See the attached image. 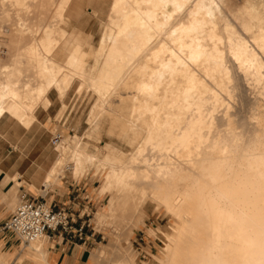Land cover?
Returning <instances> with one entry per match:
<instances>
[{
	"label": "bare ground",
	"instance_id": "obj_1",
	"mask_svg": "<svg viewBox=\"0 0 264 264\" xmlns=\"http://www.w3.org/2000/svg\"><path fill=\"white\" fill-rule=\"evenodd\" d=\"M93 1L0 0V44L9 49L7 64L0 57V121L7 116L28 130L36 99L47 108L49 90L61 99L75 79L86 78L96 91V110H106L103 102L120 87L133 89L120 115L129 141L119 136L131 154L106 144L99 157L79 148L81 141H61L42 186L63 170L76 179L96 167L104 172L97 194L107 200L95 224L129 214L135 226L146 199L175 221L158 264H264V0H96L102 7L95 8L102 14L108 4V13L99 20L97 47L86 52L81 32L62 26L73 25L76 9ZM60 43L66 72L55 61ZM237 90L239 105L226 103ZM46 241L21 244L23 258L51 264ZM117 264L135 263L124 256Z\"/></svg>",
	"mask_w": 264,
	"mask_h": 264
},
{
	"label": "rangeland",
	"instance_id": "obj_2",
	"mask_svg": "<svg viewBox=\"0 0 264 264\" xmlns=\"http://www.w3.org/2000/svg\"><path fill=\"white\" fill-rule=\"evenodd\" d=\"M96 5L102 7L100 5V2H97L96 0L92 2V5L90 4L87 6V4L85 3L84 5H82L83 7H80V9H76L75 15L72 16L74 21L73 25H71L70 27L62 26L63 29L68 32H71L73 30L74 31L77 30L78 32L77 31L76 32L78 34L81 32L80 35L82 34V37L84 38L83 45L85 44L84 46L82 45L83 47L82 49L86 52L89 51L90 48L95 49L97 47L98 40L100 38L103 28L99 20L102 19L101 21L102 23H104V21H106L105 19L108 13L107 11L108 10L107 7L109 6L108 4H105V8L102 14L99 11V9L95 8ZM95 10H97L96 14L93 12ZM97 15H99L100 17H98ZM85 37H87V39ZM21 43L24 45L23 41ZM18 44L17 45L15 44V46L19 49V47L22 44L20 45ZM1 45L3 44H0V52H1L0 57L3 60L4 59L3 54L7 52V50L9 49H8V45L5 44L3 46ZM37 45H39V42L32 43L30 44L29 47H34V46L37 47ZM60 45L62 46V44L60 43L59 47L55 51V53L57 54L55 61H57L59 65H63L62 69H64L65 58L64 55L61 54ZM51 46L56 48L58 46V43H52ZM86 59L87 60H85L86 61L85 64L87 65V69H89L93 63V57L89 56V58L86 57ZM3 61L2 63H4V65L6 62H9V61L5 62V60ZM62 71L66 72L68 70L67 68H65ZM3 75L4 74H2V76ZM84 79H81V81L80 79L79 80L75 79L71 83L69 90L66 92V94H64L65 96H62L63 98L61 99H59L58 94L54 89L49 90V92L47 93V98L48 100L50 99L49 101H52L54 103L53 106L56 105L58 106V108L56 107L57 109L56 111L52 109L48 113L45 111L41 113L42 110H47V108H44L46 104H44L45 102H43L44 101L43 99L41 100V98H37L34 103L36 104L35 116L37 117V120L33 122L30 131L26 132L22 127L16 124V122L10 117L6 116L5 118L2 119L0 123V171L3 173V176L4 175L11 176L15 172L13 177L11 178V180H14L13 181L14 185H17L16 180L18 178L20 180L25 181V182L22 181L24 182V184H22V188L17 189L15 191V196H13L11 199H7L5 203L3 202L4 206L7 208V211L9 213H13L19 204L18 198L19 195L21 194V191L26 192L28 195L39 196L47 204H50L54 200L53 196L55 191L65 188L67 184L68 185L78 184L79 186H82V188H86L84 192L88 194V197L90 199H92V202L90 201L91 204L90 207L86 206L84 208H81L82 210L81 214L83 216L81 222L82 223L84 222L85 224L83 234H87L91 236L93 240L92 242L93 244L89 249L90 264H117V262L121 260L124 256L126 257L129 256L130 258H132L135 264H158L159 262L157 261L156 258L158 257L162 258L161 250L164 247V242H165L164 234L168 235L171 232V227L175 225V221L170 216L164 214L163 211L154 210V205L152 204L151 206V203H149L147 199L141 202L143 203L142 206L143 216L142 219L139 220V224L135 226L130 225V218L127 217L129 216L128 214L127 216H123L118 222H115L114 224L112 221H109L111 220L109 218L108 221L105 220L104 222L97 225L92 219H94L96 213L101 212L102 211L101 209H103L106 206V200H107V197L99 196L97 194V190L103 180L104 172L102 170H97L95 169L96 167H93V169L90 168L88 172L76 177V179L73 178V176L71 175V171L63 170V173L65 174L61 175V178L64 176L62 179L60 178L61 180L59 179L56 183L51 184V186L47 188L46 187L35 188L36 190L30 188L26 183L25 178L22 177L21 173H18L28 168L27 164L21 165V163L29 161L28 159H25L26 157H28L29 151H32V149H34L35 147L36 148L40 147V149L44 151V155L50 158V160L53 163L57 156L56 153L57 145H59L61 141H66V140H67L66 143L70 145L72 144L78 145V143L81 141L80 142L81 144L79 143V148H83L84 146H85L84 148H86L87 146L86 150L89 149L88 152L90 150L94 152L95 150L93 149H96L97 151L100 152V153L97 152L98 156L100 155L99 157L105 155L106 152L103 150L104 149L103 146H105L106 144H110L115 147H118L119 150L125 153V155L131 154L132 147L130 148V145H127L130 143L125 142L126 139H127L126 141H129V139L127 138L129 134H127V137H125L126 135L125 133H123L125 122L121 120V118L123 119V117H121L120 115H125L126 114L125 112H128L126 110L129 108V104H128L129 99L126 98V96L128 94L127 92L131 91L133 93V89L131 90L129 89L128 91V89H123L122 87H120V92H118L119 90H117L116 92L113 91L115 95H112L113 92L110 93V96L112 95V97H109V95H107L109 99L108 97L105 98L106 100L107 99L108 100L104 101L103 102L104 105L102 106L103 108H107V109L111 107L110 109L111 110L113 109L112 110L113 116H111L112 114L107 113L108 112L107 109L106 110L103 109L102 111L101 110L102 107L101 109L97 108V110L100 109L101 112H104L105 115L99 118L100 124L102 125L99 124V129L95 131V129L92 128V126H94L96 121L94 117L102 114L99 110L97 111L96 108H94L96 102H98L97 99L99 97L98 94L95 93L96 91L94 92V89L93 87H91L89 81L87 80L84 81ZM91 88L93 89V91ZM50 92L51 94L49 95ZM117 94L120 95L117 96ZM122 96L125 97V98L123 97V100L120 99L122 98ZM240 96H241L240 90H237L233 93V97H232L233 100L228 99V102L226 101V103L232 106L233 104L237 106L239 105V103L237 102L238 101L240 102ZM125 103L127 104L125 105ZM121 104L122 106H124V109L122 108ZM104 110L106 111V113ZM92 111L93 113L94 111L100 112V114L96 113L95 115L93 114L90 117L89 113H91ZM114 115H115V119H113ZM92 117L94 118L92 121L94 123L90 122L92 120L91 119ZM116 117L120 119L122 122L118 121ZM38 118L40 123L38 122ZM115 120L118 122H115ZM119 122L124 125L122 126ZM118 123L121 125L120 127ZM121 127L123 128L121 129ZM111 129L113 133L111 131L110 133L112 135L109 134L108 132ZM57 135L60 136V140L57 145H53L52 139ZM122 135L123 136L125 135L124 137L126 139L123 138ZM130 135L131 136L129 138L133 139L132 138L133 135L131 133ZM119 136L125 140H123ZM76 141L79 142L77 143ZM67 165L68 167L69 166L71 167L70 164H66L65 166ZM17 173L19 174L18 176L15 175ZM44 175L42 177H44ZM14 176L18 178L16 179L14 178ZM42 190H46V191L41 193ZM169 217L171 218V220H169L170 219ZM126 219H128L129 222L128 220L126 221ZM127 222L129 225L127 224ZM8 238H10L14 244L10 251L0 250V252L4 254L0 261V264H35L34 262L35 259L31 255H25L26 257L23 258L25 248L20 249L21 245L17 241H15L11 235H8ZM46 243H48L49 251L50 249L54 248L53 247L54 242L48 239V242L46 241ZM99 250L100 251L103 250V252H105L104 256L101 259L98 258L99 256L98 254L100 253ZM48 254L49 252H47V255ZM95 259L98 261H96ZM2 260L4 263L2 262Z\"/></svg>",
	"mask_w": 264,
	"mask_h": 264
},
{
	"label": "crops",
	"instance_id": "obj_3",
	"mask_svg": "<svg viewBox=\"0 0 264 264\" xmlns=\"http://www.w3.org/2000/svg\"><path fill=\"white\" fill-rule=\"evenodd\" d=\"M50 94L51 92L49 93V95ZM53 105L54 103L50 101V105L47 107V110H42V111L40 110L41 113L43 111L48 113L52 109L56 111L57 110L56 107L58 108V106L57 105L53 106ZM39 118H38V122L40 123ZM31 127L28 130L23 127L22 128L27 132L31 130ZM28 153H29L28 157H26L25 159H28L29 161L21 163V165L27 164L28 168H26L21 172L18 171L17 172L21 173L22 177L25 178L26 183L28 184L29 187H32L33 189L38 187L42 188L43 187L42 183L44 179V177L42 176L46 174V172L50 168V165L52 164V161L50 160V158L44 155V151L40 149V147L37 148L35 147L34 149H32V151H29ZM14 173L11 176L8 175L3 176V173L2 172L0 173V227L2 223L5 220H7L12 214L7 211V208L4 206V203L6 202L7 199H11L13 196H15V191L18 189L16 185H14L13 180H11ZM18 173L15 175H19ZM20 181H24V180H20ZM21 188L22 186L19 189ZM85 189L86 188H82V186H79L78 184L77 185L67 184L65 188L54 192V196H53L54 200L51 202L57 206L60 205L69 206L72 212L74 213V216L78 215L81 218L80 220L77 219L76 226L80 224L83 218L81 214L82 212L81 208H84L86 206L90 207L91 205L90 201L92 202V199H90L88 197V194L84 192ZM8 235L9 234L0 231L1 251H5V250L10 251L13 247L14 243L10 238H8ZM82 237L84 242L77 239H75V241L72 243H68L65 241L62 242L60 240H58L57 243L54 242V245L52 244L54 248L50 249L51 264H90L89 249L93 244L92 243L93 240L92 237L87 234H83Z\"/></svg>",
	"mask_w": 264,
	"mask_h": 264
},
{
	"label": "built area",
	"instance_id": "obj_4",
	"mask_svg": "<svg viewBox=\"0 0 264 264\" xmlns=\"http://www.w3.org/2000/svg\"><path fill=\"white\" fill-rule=\"evenodd\" d=\"M60 136L52 139V144L57 145ZM19 204L5 220L0 231L11 235L20 245L30 244L44 236L52 242L58 240L72 243L75 239L83 241L85 224L77 225V219L69 206L47 204L39 196L28 195L21 191ZM84 242V241H83Z\"/></svg>",
	"mask_w": 264,
	"mask_h": 264
}]
</instances>
